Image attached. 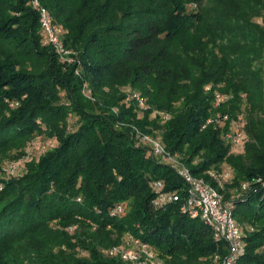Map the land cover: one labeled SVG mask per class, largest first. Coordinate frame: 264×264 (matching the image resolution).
Listing matches in <instances>:
<instances>
[{"label": "trees", "instance_id": "16d2710c", "mask_svg": "<svg viewBox=\"0 0 264 264\" xmlns=\"http://www.w3.org/2000/svg\"><path fill=\"white\" fill-rule=\"evenodd\" d=\"M32 1L0 0V264H129L109 255L127 235L165 264H221L212 226L155 206L154 183L183 197L186 184L137 131L214 187L231 167L219 191L243 230L238 264H264V0H39L72 63ZM240 119L236 155L224 135ZM37 137L49 149L8 177Z\"/></svg>", "mask_w": 264, "mask_h": 264}, {"label": "built area", "instance_id": "2783aa9c", "mask_svg": "<svg viewBox=\"0 0 264 264\" xmlns=\"http://www.w3.org/2000/svg\"><path fill=\"white\" fill-rule=\"evenodd\" d=\"M33 8L40 16V25L43 34L46 38V44L51 45L66 61L65 58L70 54L65 50L58 35L56 34L53 18L50 12L41 5L39 0L32 1ZM136 101L141 107L145 106L146 100L138 94H132L128 97L129 101ZM228 102V97L216 93L215 107L219 108ZM229 115H225L223 120L229 121ZM220 119H211L207 124L218 122ZM136 137L141 143L149 146L152 154L155 155L161 162L174 168L178 175L186 184L185 197L175 192H166L164 184L161 181L154 183V189L158 192L155 206L164 207L169 203H181V210L192 218H199L206 224L214 228L216 241H224L228 247L227 255L222 259L221 264H238L239 259L245 254V244L243 241V230L239 227L234 219V206L231 201L224 199V195L219 191L223 189L225 183L232 179L231 171L225 173L219 179L215 173L212 177L217 182V187L212 186L203 179L195 177L190 169L181 161L178 155H173L167 151L165 146L159 139L145 135L137 131ZM224 138L232 143L234 148L244 146L248 137L245 133L238 131V124L232 121L229 124V130L225 133ZM46 147L42 146L41 150L45 151ZM20 162H12L5 169L8 177H14L16 171L20 168ZM244 191L248 190V184L242 185ZM115 212L120 214L123 212V207H118ZM110 256H118L123 261L129 264H165L159 260L151 248L147 244L141 243L135 237L127 235L124 238L123 244L113 247L109 251ZM219 260V257H216Z\"/></svg>", "mask_w": 264, "mask_h": 264}, {"label": "rangeland", "instance_id": "374dc122", "mask_svg": "<svg viewBox=\"0 0 264 264\" xmlns=\"http://www.w3.org/2000/svg\"><path fill=\"white\" fill-rule=\"evenodd\" d=\"M66 62H67V63H72V62H73V59H68V60H66ZM131 94H138V95H139V93H137V92H133V93H131ZM141 97H142V96H141ZM129 102L131 103V100H130ZM135 103H137V102L135 101ZM137 104H138V108H140V109L148 108L147 102H145V106H144V107H141V106L139 105V103H137ZM236 123L238 124V131H240V132H242V133H245V132H244V131H245V130H244V127H245V120H244V119H240V120H239L238 122H236ZM248 140H249V139H247V141L244 143V146H242V147H236V148H235V153H236V155H241V154L244 153V149H245V146H246V143L248 142ZM42 146H45V147H46V149H45V151H44V152H46V151L49 149V147L51 146V143H50V141H45V137H37V138H34L33 140H31V141L27 144V146H26V148H25V155H26V156H25L23 159H20V160H23V161L20 162V163H21L20 168L16 171V175H15V176H17L19 170H21L22 167H25V164H26L28 161H31L33 157L37 156L38 153H39V151H42V150H41ZM10 163H12V162H11V161L6 162V163L3 165V168H2L1 170L3 171V169H4V170L7 169L8 166L10 165ZM230 171H231V173H233L232 170H231V167H230L229 165H227V164H222L217 170H215V174L218 175L217 177H218L219 179H221V177H222L225 173H228V172H230ZM231 175H233V174H231ZM228 183L230 184V183H231V180L225 183V187H226V185H227ZM122 205H123V204H122ZM123 206H124V205H123Z\"/></svg>", "mask_w": 264, "mask_h": 264}]
</instances>
